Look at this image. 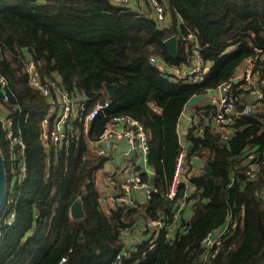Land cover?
Here are the masks:
<instances>
[{
    "label": "trees",
    "instance_id": "16d2710c",
    "mask_svg": "<svg viewBox=\"0 0 264 264\" xmlns=\"http://www.w3.org/2000/svg\"><path fill=\"white\" fill-rule=\"evenodd\" d=\"M161 3L169 15L166 25L154 18L149 0L124 5L114 0H0V76L7 80L0 85V111L5 110L13 134L24 143L23 149L11 144L0 118L7 178L0 264H58L62 257L63 264H198L201 238L228 219L234 226L221 235L206 264H264V98L230 123L226 137L208 128L213 104L200 100L191 105L206 125L200 134L187 130L183 180L171 204L162 200L182 149L176 123L185 102L228 80L255 48L260 49L257 72L264 76V0ZM183 25L196 35L208 66L197 84H184L149 60L153 55L169 66L190 63L179 42L175 59L164 43L171 34H182ZM29 58L41 77L51 80L57 74L59 84L86 110L97 101L109 105L86 128L83 117L68 121L61 143L43 142L41 119L50 102L27 82ZM105 83L117 85L113 95ZM235 96L244 100L238 92ZM114 115L137 120L146 133L156 192L145 204H101L96 178L107 156L93 153L88 143L99 138ZM249 152L257 164L252 176L246 173ZM196 157H203L202 166L189 161ZM76 197L84 215L72 219L69 207ZM182 202H191L192 213L172 234L154 229L129 248L123 246L122 231L133 230L138 217L171 223ZM123 249L126 253L117 257Z\"/></svg>",
    "mask_w": 264,
    "mask_h": 264
},
{
    "label": "built area",
    "instance_id": "2783aa9c",
    "mask_svg": "<svg viewBox=\"0 0 264 264\" xmlns=\"http://www.w3.org/2000/svg\"><path fill=\"white\" fill-rule=\"evenodd\" d=\"M115 2L124 5L128 0H114ZM152 14L159 24H168L169 15L166 12L165 6L161 3V0H149ZM184 32L177 35L178 42L183 46L186 52H189L190 63L183 65H164L158 61L154 56L150 57L152 63L157 64V68L160 71L168 72L171 76L178 78L182 82L187 84H193L197 81H201L203 73L207 71L208 66L205 64L201 56V48L197 40L196 35L191 32L187 26L183 25ZM260 49L255 48L254 55L246 57V62L242 69L233 74L228 80L222 81L215 87V93L208 96L210 104L215 106L213 118L210 122L211 130H219L226 137V126L234 121L235 118L249 114L250 110L254 107L255 102H260L264 98V76H261L254 68L256 59L258 58L257 52ZM25 72L27 74V82L30 86L40 91L45 96L56 97V100H51V106L49 113H47L41 120L42 130L41 135L43 139L50 140L52 143H61L66 137V131L64 126L70 120L82 118L85 126H88L90 121L95 116L103 112L109 105L108 100L97 101L86 110V105L82 100L74 99L73 94L66 88L59 85L56 80H49L41 77L39 70L37 69L33 59L29 58L25 62ZM7 80L5 77L0 76V85L6 86ZM233 86H236L233 90ZM235 92H238L244 99L241 101L235 96ZM3 99H7V94H2ZM242 104L241 108H237V105ZM55 111L54 116L52 111ZM111 121L121 124V128L110 129L106 126L104 131L98 138L100 146L96 153L102 152L103 147L109 149L115 138L120 136H126L133 149L138 150L143 156H146L149 151L148 141L146 133L138 123L137 120L127 115H114L111 117ZM198 118H192V123L196 125ZM5 127L8 138L11 144H19L23 149V141L13 134V130L8 126L7 122H2ZM253 153L249 152L247 155V170L246 173L250 176L253 175L257 164L253 161ZM185 166V149H182L177 153L175 158L174 171L172 174L171 182L168 186L167 195L173 202L177 193L178 185L183 180V170ZM24 160L21 164V169L24 171ZM186 182V181H185ZM121 192L117 196L118 199L125 203L131 202V194L133 192L142 193L144 197H149L153 192H156V188L150 182L141 180L138 174L132 175L124 180L121 185ZM264 193V191H263ZM170 202V204H171ZM131 205V204H130ZM183 202L179 203L178 209L173 214V221L171 223L164 221L163 217L147 218L141 225V230L152 228L156 230H163L166 235L171 234V230L176 226L175 218L179 215ZM129 206V205H128ZM13 212L11 216H13ZM227 222L221 226V228L215 232L212 236L211 230L201 238L200 241V258L198 264H206L207 261L214 256L220 245V238L229 228H232L234 224ZM10 224L11 222H6ZM184 226V224L182 225ZM122 253H126V249L117 253V257H120ZM65 258L62 257L58 264H63Z\"/></svg>",
    "mask_w": 264,
    "mask_h": 264
},
{
    "label": "crops",
    "instance_id": "0c3cea01",
    "mask_svg": "<svg viewBox=\"0 0 264 264\" xmlns=\"http://www.w3.org/2000/svg\"><path fill=\"white\" fill-rule=\"evenodd\" d=\"M150 12L152 13V11H150ZM227 50H229V49H227ZM245 62H246V58H244L242 63L237 67V70L234 72V74H237L242 69ZM163 64L165 65V63H163ZM254 68L256 71L258 70V68L256 67V63H255ZM165 73L169 74L168 72H165ZM51 80H56L58 82V80H59L58 75L54 74V78H52ZM198 82H200V81H197L196 83H193V84H197ZM182 83L187 84L185 82H182ZM214 89H215V87H213L212 89H206L204 92H200L202 94V98L199 99L198 101L203 100V101L209 103L208 96L210 94L215 93ZM195 94H199V93H195ZM43 96H45V95H43ZM45 97H47L49 99V102L53 98H54L53 100H56V97H53V96L52 97L51 96H45ZM198 101H196V102H198ZM50 106H51V102H50ZM50 106H49V108H50ZM190 106L191 105L187 106L184 104V107L180 111V114L177 118V123H176V132H177L178 137H179V142H180L181 146H183V147H186L188 144V140L185 138V135H186L189 127L193 128L194 133L200 134L202 129L206 125V123H205L206 121L203 123L201 121L199 115L195 114L193 111V108H191ZM0 108L3 109V107L1 105H0ZM47 113H49V109H48ZM54 113H55V111L53 109V111H52L53 116H54ZM194 117L198 118V122L196 123V125L192 123V118H194ZM0 118H1L2 122L6 121L8 126L12 129V127L10 125L11 120L7 117L5 110L0 111ZM230 123H232V122H230ZM230 123L226 126V130L228 131V135L232 131V129H230V127H229ZM108 126H109L108 128H110V129L121 128V124H119L117 122L115 123L113 121ZM208 128H210V125L208 126ZM64 129L66 131V128H64ZM40 130H42V125H41ZM212 130H214V129H212ZM40 135H41V132H40ZM17 137H19V136H17ZM41 139L45 143H47V141H50L47 139H43L42 135H41ZM97 140L88 143V146L90 149H94L95 147H97V145L99 144V142ZM55 144H58V143H55ZM106 156H107V161L104 163V166L102 168H100V170L97 172V178H96L97 185H98L99 190H100V201H101V204L104 208H107L109 206H114L118 203H122L118 199L117 196L121 192V187H120L121 183L124 180H126L128 177L138 174L139 177L141 178V175H140L141 172H144L147 176H149V178H150V176L154 175L153 174L154 171H153L152 166H150L147 162L148 153L146 156H143L138 150L133 149L132 146L130 145L129 141L127 140L126 136H120L119 138L118 137L115 138L113 140L111 147L108 149ZM196 158L197 159L191 158L189 161L191 163L195 162V165L197 167L202 166L203 160H204L203 157H200V158L196 157ZM20 163H21V161H20ZM105 175L109 176L110 178L105 179V177H104ZM149 178H148L147 182H150ZM110 180H112V182H108ZM150 183L152 184V182H150ZM186 187L188 188V191H190L192 189V185L189 181H186ZM263 191H264V187L261 191V196L264 199ZM131 198H132L131 202H125V204L127 206L130 204H145V202L147 201V197H144L143 194L142 193L140 194L139 192H133L131 194ZM190 203L191 202L183 203L179 215L175 218L176 226L178 225V223L181 220H188L189 219V217L192 213ZM143 220H144L143 217H138L137 223L131 228L133 230H130L129 228H127V229H124L122 231L123 246L125 248H129L131 245H134L136 242L147 238L151 234V232L154 231V229H152V228H147V229L141 230L140 228H141V225L143 223ZM221 226L216 227V228L211 230V232L213 233L212 236L215 235V232L218 231L221 228ZM173 229L170 231L171 234L173 233Z\"/></svg>",
    "mask_w": 264,
    "mask_h": 264
},
{
    "label": "water",
    "instance_id": "95a60500",
    "mask_svg": "<svg viewBox=\"0 0 264 264\" xmlns=\"http://www.w3.org/2000/svg\"><path fill=\"white\" fill-rule=\"evenodd\" d=\"M264 28V27H263ZM164 43L167 48V52L171 58L175 59L178 55V38L176 34H171L169 37L164 39ZM106 90L108 94L111 96L113 95L114 91L117 88V85L111 83H105ZM202 98V94H194L192 95L185 103V105L189 106L194 104L196 101ZM210 170L208 168L205 169V174H209ZM150 182H153L154 176H150ZM6 172L4 167V158L0 150V211L3 207L4 200H5V192H6ZM162 200L164 205H169L171 202L170 197L167 195H162ZM84 215V208L80 197H76L70 204L69 207V216L72 219L80 218ZM82 237V235L80 236Z\"/></svg>",
    "mask_w": 264,
    "mask_h": 264
},
{
    "label": "rangeland",
    "instance_id": "374dc122",
    "mask_svg": "<svg viewBox=\"0 0 264 264\" xmlns=\"http://www.w3.org/2000/svg\"><path fill=\"white\" fill-rule=\"evenodd\" d=\"M150 8H151V7H150ZM151 11H152V9H151ZM188 54H189V53H188ZM188 54H187V60L190 61L191 59H190V56H189ZM151 56H153V55H151ZM151 56H149V60H150V57H151ZM154 57H155V56H154ZM73 98H74V99H77V100L79 99V97H77V96H76V98H75V96H74ZM77 119H79V118H77ZM86 127H87V126H85V128H86ZM99 146H100V149H101L102 144L100 143V144L97 145V147H95L94 149H90V150H91L93 153L97 154L96 151L98 150ZM107 152H108V149H106L105 147H103L102 152H99L98 154H99V155H106ZM104 177H105V179L110 178L109 176H106V175H105ZM186 181H187V180H186ZM104 182H105V181H104ZM108 182H112V180H110V181H108ZM110 186H111V185H110ZM7 221H8V222H12V218H11V219H7L6 222H7Z\"/></svg>",
    "mask_w": 264,
    "mask_h": 264
}]
</instances>
